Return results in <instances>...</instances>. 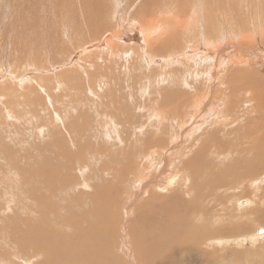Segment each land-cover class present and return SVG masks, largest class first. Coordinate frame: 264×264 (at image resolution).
Instances as JSON below:
<instances>
[{"label":"rangeland","instance_id":"rangeland-1","mask_svg":"<svg viewBox=\"0 0 264 264\" xmlns=\"http://www.w3.org/2000/svg\"><path fill=\"white\" fill-rule=\"evenodd\" d=\"M149 1L91 0L87 24L81 0H0V95L8 92L10 102L0 100V152L13 145L9 157L20 164L14 175H0L11 181V188L0 182V264H47L49 257L55 264H264V233L256 234L264 228V147L257 145L264 142V104L256 98L259 107L250 108L258 118L238 115L251 92L264 94V80L257 82L264 69L252 62L264 47V0H208L205 7V0H169L170 11L147 14L140 8ZM175 14L229 45L210 61L215 82L196 76L205 68L188 48L177 51L182 63L171 54L169 67L156 56L110 54L114 47L131 51L137 40L130 35L147 18ZM248 31L256 47L241 40ZM185 34L179 45L197 38ZM228 57L236 65L248 58L250 68L238 66L227 78ZM184 71L193 72L189 86ZM164 73L170 82H157Z\"/></svg>","mask_w":264,"mask_h":264},{"label":"bare ground","instance_id":"bare-ground-1","mask_svg":"<svg viewBox=\"0 0 264 264\" xmlns=\"http://www.w3.org/2000/svg\"><path fill=\"white\" fill-rule=\"evenodd\" d=\"M83 3L81 4V5H79V8H80V10H81V15H82V17H83V19L86 17V15H88L87 13H89V11L91 10V9H93V8H91V5H89V2L91 1V0H81ZM141 1V0H140ZM151 1V0H150ZM148 2V5L147 4H145V5H147V7L146 8H140V10H142V11H144L145 13H147L148 14V12H150L151 13V11H153L154 10V8L156 9V10H160V9H162V10H165V11H170L171 9L169 8V6L170 5H172L173 6V4H170L171 2L169 1V0H166V2L165 1H158V2ZM206 1V2H205ZM204 1V3H203V6H201V7H205V3H207L208 2V0H205ZM216 0H214V2H215ZM223 1V0H222ZM226 1V0H225ZM115 2V1H114ZM182 2V1H181ZM186 1H184V3H185ZM188 2V1H187ZM187 2H186V4H187ZM221 2V1H220ZM219 2V3H220ZM42 3V2H41ZM78 3V2H77ZM146 3V2H145ZM230 3V2H229ZM217 4V3H216ZM231 4V3H230ZM237 4V3H236ZM261 4V3H260ZM18 5V4H17ZM20 5V4H19ZM50 5V4H49ZM130 5V4H129ZM200 5V4H199ZM198 5V6H199ZM122 6V5H121ZM38 7V6H37ZM171 7V6H170ZM176 7V6H175ZM181 8V7H180ZM194 8H197V5H196V7H194ZM29 9V8H28ZM174 9V8H173ZM187 9V8H186ZM189 9V8H188ZM192 9V8H191ZM7 10V9H6ZM31 10V9H30ZM32 10H34V9H32ZM31 10V11H32ZM73 10V9H72ZM71 10V11H72ZM95 10V9H94ZM161 10V13L163 12ZM185 10V9H184ZM193 10V9H192ZM20 11V10H19ZM98 11V10H97ZM141 11V12H142ZM157 11V12H158ZM183 11V10H182ZM181 11V12H182ZM187 11V10H186ZM249 11V10H248ZM68 12V11H67ZM79 12V9L76 11V10H74V14H76V13H78ZM155 12V11H154ZM184 12V11H183ZM200 12V11H199ZM70 13V12H69ZM92 13H93V11H92ZM123 13V12H122ZM156 13V12H155ZM159 13H160V11H159ZM160 13V14H161ZM171 14H172V12H170ZM19 14H20V12H19ZM73 14V13H72ZM78 14H80V13H78ZM164 14V13H163ZM162 14V15H163ZM165 14H167V16L168 15H170V14H168L167 12H165ZM195 14H196V12H195ZM9 15V14H8ZM203 15V14H202ZM80 16V15H79ZM142 16V15H141ZM166 16V15H165ZM182 17L180 14H175V16L174 15H172V17H165V18H167V19H165V18H163V17H157V18H151V19H149V18H145L146 20H144L145 22H142V23H140L142 26V28L140 29V30H138V31H134L131 35H130V37H132V38H134L135 39V41L137 40V45L135 46V47H132V49H131V51L129 50L128 52H121L119 49H116L115 47H114V50H112V51H110L109 50V52H111L110 54L112 55V56H120L121 58H123L122 57V55L124 56H126L127 54H129L130 52H131V54L133 55L134 54V56H135V54H138V56H140V53L141 54H145L146 55V57H150V58H152V59H155V56H156V60H158L159 62H162L163 64H166L168 67H169V65L171 64V63H173V61L175 60V58H171V54H173V53H178L179 52V50L181 49V47H182V50L181 51H183V49L186 51L187 50V48H188V51L186 52L187 54H192V56H195L194 57V59L196 60V58H197V66L199 67V65H200V68H203V66H204V68H205V70H199L198 68V70H197V73H195L196 74V76L197 77H201V76H204V75H207V76H209V81L211 82H215L216 81V74L214 73V65L212 64L211 66L209 65L210 64V61H212V60H218L219 59V57H220V55L223 53L224 54V52H226V50H228L230 47H229V45L227 44V46H226V43L225 44H223V46H221V44H220V39H218V38H215V36H212V33H211V35H210V32L208 31V30H206V31H204L202 28H200V29H198V30H195V31H192L191 29L192 28H195L193 25H194V21L192 20V18H186V19H181L180 17ZM200 16V15H199ZM64 17V16H63ZM263 17V16H262ZM73 18H75V17H73ZM72 18V19H73ZM77 18V17H76ZM94 18V17H93ZM211 18H212V16H211ZM264 18V17H263ZM59 19V18H58ZM62 19V18H61ZM78 19H80V18H78ZM82 19V20H83ZM91 19L92 18H90V16H88V18H85L84 20L86 21V23L87 24H89L90 22H91ZM201 19V18H200ZM260 19V18H259ZM69 20V19H68ZM73 20H75V19H73ZM81 20V21H82ZM206 20V19H205ZM65 21V20H64ZM67 21V20H66ZM72 21V20H71ZM93 21H94V19H93ZM139 21V20H138ZM23 22V21H22ZM27 22V21H26ZM62 22V21H61ZM75 22H78V21H75ZM24 23V22H23ZM65 23V22H64ZM133 23H134V21H133ZM263 23H264V19H263ZM32 24V23H31ZM73 23H71L70 25L71 26H74V24L72 25ZM82 24V23H81ZM98 24V23H97ZM132 24V23H131ZM136 24H138V22L136 21ZM197 24V23H196ZM27 25H28V23H27ZM69 25V24H68ZM139 25V24H138ZM245 25V24H244ZM70 26V28H72ZM79 26V25H78ZM84 26H85V24H84ZM93 26V25H92ZM238 26L239 27H243V23L242 24H239L238 23ZM56 27V26H55ZM91 27V26H90ZM135 27V26H134ZM135 28H137V27H135ZM140 28V27H139ZM34 29V28H33ZM26 30V29H25ZM37 30V29H36ZM182 32H184V33H186L187 34V32H190V34L191 33H193V35L194 36H196L197 38H192L193 39V42L191 43V44H189L188 46H183V45H179V44H181V43H179V38H181V37H183L182 35L184 34V33H182ZM214 32V31H213ZM28 33V32H27ZM116 33V32H115ZM244 33V37L246 38V39H241V40H244V41H248V43H249V46L250 47H256L258 44L257 43H255V37L252 35V33L250 32V31H248V32H243ZM108 34V33H107ZM118 34H120V33H118ZM185 34V35H186ZM189 34V35H190ZM203 34V35H202ZM240 34V33H239ZM260 36H262V41H264V25L262 24V26H261V31H260ZM23 35V34H22ZM27 35V34H26ZM184 35V36H185ZM104 36V35H103ZM110 36L111 35H107V37H106V39H108V41H110ZM191 36V35H190ZM241 36V35H240ZM20 37V36H19ZM188 37V36H187ZM186 37V38H187ZM23 38V37H22ZM227 38V37H226ZM241 38V37H240ZM261 38V37H260ZM19 39V38H18ZM21 39V38H20ZM115 39V38H114ZM187 39H190V38H187ZM186 39V40H187ZM192 39H190L191 41H192ZM203 39V40H202ZM132 40V39H131ZM185 40V38H184V42L183 43H185V42H187ZM232 40H233V38H232ZM107 41V42H108ZM196 41V43H195V45H193L194 44V42ZM107 42H105L104 40L102 41V43H105V45H107L108 43ZM188 42H189V40H188ZM101 43V44H102ZM134 43H136V42H134ZM179 43V44H178ZM243 43V42H242ZM115 44V43H114ZM99 45V44H98ZM18 46V45H17ZM263 46V45H262ZM30 47V46H29ZM111 47V46H110ZM175 47V49L174 50H176V51H172V48H174ZM229 47V48H228ZM134 48V49H133ZM235 48V47H234ZM262 49L261 50H259L260 51V54H262V55H259V54H255V56L253 57V59H252V62L254 61V65H255V70H258V69H264V47H261ZM258 50H256V52L258 51ZM80 52L79 53H84V52H86L87 51V49L86 48H83V50H79ZM123 51V50H122ZM178 51V52H177ZM180 51V53H178V54H176V59H180L181 57V54H182V52ZM77 52V51H76ZM232 52V51H231ZM77 55H78V52L76 53ZM187 54H185V55H187ZM230 54V53H229ZM237 55H238V53H236ZM244 54V53H243ZM248 54V53H247ZM131 55V56H132ZM235 55V54H234ZM245 55V54H244ZM253 55V54H252ZM133 56V57H134ZM192 56H190L189 58L190 59H192ZM197 56V57H196ZM130 57V56H129ZM118 58V57H117ZM211 58V59H210ZM221 58V57H220ZM229 58V57H228ZM242 58H244L243 56H242ZM79 59V58H78ZM124 59V58H123ZM239 59V58H238ZM248 59V58H247ZM247 59H242V60H240V62L236 65L232 60H230V58L229 59H227V61L228 62H226L227 63V65H228V71L226 72V74H227V78H228V75H230V76H232V75H236V74H238V72L236 71V69L235 68H239L238 66H245V65H249L248 67L250 68V64H248V62H247ZM77 60V59H76ZM97 60V59H96ZM147 60H150L149 58H147ZM194 60V61H195ZM128 62V61H127ZM183 62V60L182 59H180L179 60V62L178 63H182ZM116 64V63H115ZM161 64V63H160ZM175 64V63H174ZM32 65V64H31ZM127 65V63L125 64V66ZM220 65V63H218V62H216V67L217 66H219ZM117 67V66H116ZM161 67V66H160ZM247 67V66H246ZM127 68V67H126ZM163 68H165V67H163ZM114 69V68H113ZM194 69V68H193ZM219 69V68H218ZM232 69L234 70V72H233V74H232ZM103 70V69H102ZM130 70V69H129ZM166 70V69H165ZM153 71V70H152ZM216 71V70H215ZM259 71V70H258ZM181 72V71H180ZM182 73V72H181ZM151 74V73H150ZM193 72L192 71H184L183 72V75H182V82L186 85V86H189V84H188V82H187V80L186 79H188V75L190 76V77H192L193 75ZM22 76V75H21ZM150 76V75H149ZM160 76V75H159ZM172 76H174V75H172ZM229 76V77H230ZM154 77V76H153ZM149 78V77H148ZM164 78V79H163ZM170 78H171V74L169 73V74H166V73H164V74H161V77L159 78V81H158V79H157V82H165V83H167L166 81H169L170 80ZM8 79H9V77H8ZM11 79V78H10ZM220 79V78H219ZM222 79V78H221ZM258 79H260V80H257V82L258 81H261V80H264V77H260V78H258ZM225 80V79H224ZM228 80V79H227ZM223 81V80H222ZM170 82V81H169ZM8 83V82H7ZM153 83V82H152ZM207 83V82H206ZM12 84V83H11ZM11 84H9V86L11 85ZM149 84V83H148ZM147 84V85H148ZM163 84V83H162ZM170 84V83H169ZM209 84V83H208ZM215 84V83H214ZM220 84H222V82H220ZM13 85V84H12ZM58 85V84H57ZM152 85V84H151ZM166 85V84H165ZM164 85V86H165ZM168 85V84H167ZM198 85V84H197ZM6 86H8V85H6ZM208 86V85H207ZM213 86V85H212ZM148 87V86H147ZM209 87V86H208ZM218 87V86H217ZM258 87H260V88H262V89H264V85H259ZM161 88V87H160ZM164 88V87H163ZM152 89H153V87H152ZM206 89V88H205ZM216 89V88H215ZM214 90V89H213ZM221 90V89H220ZM230 90V89H229ZM237 90V89H236ZM225 91V90H224ZM243 92V91H242ZM212 93V92H211ZM210 93V94H211ZM220 93V92H219ZM222 93V92H221ZM199 94V93H198ZM202 94H204V93H202ZM215 94V93H214ZM213 94V95H214ZM209 95V94H208ZM248 95V94H247ZM203 96V95H202ZM215 96V95H214ZM217 96V95H216ZM3 98V100L6 102V104L7 103H10V102H8V92H4V94H1L0 95V100ZM27 98V97H26ZM206 98V97H205ZM209 98H210V96H209ZM256 98H259V100H260V104L261 105H263L264 104V94H255V93H253V92H251V94L250 95H248V97L246 98V101H244V104L241 106V108H239L238 109V115L240 116V118H245V119H248L249 117H251V118H258L259 117V115L258 114H255V116L254 117H252L253 116V114H254V112L255 111H253V110H251L250 108L253 106V102L255 103V108L257 109L259 106H258V103L257 102H255L256 101ZM145 99V98H144ZM198 99V98H197ZM196 99V100H197ZM204 99V98H203ZM216 99V98H215ZM3 100L1 101V102H3ZM150 100V99H149ZM205 100V99H204ZM210 100V99H209ZM211 100H213L212 99V97H211ZM198 101V100H197ZM145 102V101H144ZM211 102V101H210ZM213 102H214V100H213ZM212 102V103H213ZM219 102H221V101H219ZM149 103V102H148ZM198 103H201V102H198ZM198 103H197V105H198ZM21 104V103H20ZM135 104V103H134ZM220 104V103H219ZM248 104V105H247ZM251 104V105H250ZM11 105V104H10ZM204 105H205V103H204ZM211 105V104H210ZM214 105H216V104H214ZM27 106V105H26ZM221 106H222V104H221ZM224 106V105H223ZM212 107H215V106H212ZM228 107V106H227ZM220 108H222V107H220ZM223 108H225V107H223ZM4 109V108H3ZM142 109V108H141ZM218 109V108H217ZM13 110V109H12ZM151 110H153V109H151ZM201 110V109H200ZM224 109H222V111H223ZM243 111V112H242ZM249 111V112H248ZM196 112V111H195ZM214 112H215V110H214ZM224 112V111H223ZM227 112V111H226ZM6 113H7V111H6ZM9 113V112H8ZM7 113V117L8 118H14V120H16V118H17V116H16V114L14 115V113H12V112H10L9 114ZM23 113V112H22ZM201 113V112H200ZM216 113H217V111H216ZM221 113V112H220ZM225 113V112H224ZM2 114V113H1ZM229 114V113H228ZM202 115V114H201ZM220 115V114H219ZM219 115L217 116L218 117V119H219ZM225 115V114H224ZM1 116V115H0ZM179 116V115H178ZM222 116V115H221ZM58 117V116H57ZM60 117V116H59ZM125 117V116H124ZM131 117V116H130ZM152 117H155L154 116V114H151L150 115V119L152 118ZM18 118H20L19 116H18ZM161 118V117H160ZM222 118H223V116H222ZM231 118V117H230ZM232 118H233V116H232ZM235 118V117H234ZM4 119V118H3ZM153 119V118H152ZM151 119V120H152ZM164 119V118H163ZM200 119V118H199ZM226 119H228V118H226ZM225 119V120H226ZM236 119V118H235ZM235 119H234V121H235ZM244 119V120H245ZM8 120V119H7ZM19 120V119H18ZM132 120V119H131ZM170 120V119H169ZM168 120V121H169ZM172 120V119H171ZM215 120V119H214ZM229 120V119H228ZM243 120V121H244ZM126 121V120H125ZM189 121V120H188ZM195 121V120H194ZM213 121V120H212ZM217 121H219V120H217ZM223 121V120H222ZM233 121V120H232ZM231 121V122H232ZM234 121H233V123H234ZM237 121V120H236ZM2 122V121H1ZM4 122H6V121H4ZM173 122V121H172ZM178 122V121H177ZM190 122V121H189ZM197 122V121H196ZM203 122H204V120H203ZM223 122H225V121H223ZM230 122V121H229ZM239 122V124H240V120L238 121ZM38 123V122H37ZM113 123V122H112ZM179 123V122H178ZM216 123V122H215ZM215 123H214V125H215ZM218 123V122H217ZM220 123V122H219ZM226 123V122H225ZM260 123H262V122H260ZM8 124V123H7ZM58 124V123H57ZM193 124V123H192ZM199 124V123H198ZM209 124V123H208ZM228 124V123H227ZM239 124H237V125H239ZM254 124V123H253ZM173 125V124H172ZM205 125V124H204ZM230 125V124H229ZM231 125H232V123H231ZM234 125V124H233ZM242 125V124H241ZM252 125V124H251ZM100 126V125H99ZM175 126V125H174ZM183 126V125H182ZM207 126V125H206ZM210 126V125H209ZM192 127V126H191ZM195 127H196V125H195ZM199 127V126H198ZM201 127V126H200ZM211 127V126H210ZM215 127V126H214ZM213 126H212V128H214ZM252 127V126H251ZM255 127V126H254ZM264 127V126H263ZM262 127V128H263ZM160 128V127H159ZM176 128V127H175ZM186 128V127H185ZM205 128V127H204ZM224 128V127H223ZM229 128V127H228ZM234 128V127H233ZM199 129V128H198ZM264 129V128H263ZM251 130V129H250ZM250 130H248V134H252L253 133V131L251 132ZM108 131V130H107ZM157 131V130H156ZM230 131V130H229ZM177 132V131H176ZM187 132V131H186ZM185 132V133H186ZM235 132V131H234ZM238 132V131H237ZM240 132V131H239ZM60 133V132H59ZM206 133H207V131H206ZM231 133V132H230ZM240 133H243L244 134V130L243 131H241ZM240 133H238L239 135L238 136H240L241 135V137H242V134H240ZM119 134V133H118ZM171 134V133H170ZM233 134V133H232ZM236 134V132L233 134V135H235ZM246 134V133H245ZM258 134V133H257ZM159 135V134H158ZM176 135V134H175ZM214 135V137H215V134H213ZM123 136V135H122ZM173 136L174 135H172V138H173ZM244 136V135H243ZM7 137V136H6ZM170 137V136H169ZM176 137V136H175ZM181 137H182V135H181ZM249 137V136H248ZM20 138V137H19ZM119 138V137H118ZM256 138V137H255ZM10 139V138H9ZM17 139V138H16ZM121 139V138H120ZM123 139H124V137H123ZM128 139V138H127ZM6 140V139H5ZM18 140V139H17ZM122 140V139H121ZM181 140H183V139H181ZM249 139L247 138V140H245V141H248ZM3 141V140H2ZM19 141V140H18ZM193 141V140H192ZM195 142L197 141L196 139L194 140ZM233 141V140H232ZM252 141V140H251ZM24 142H25V140H24ZM153 142V141H152ZM159 142H160V140H159ZM165 142V141H164ZM172 142V141H171ZM177 142V141H176ZM230 142V141H229ZM233 142H237V140L236 141H233ZM21 143V142H20ZM125 143V142H124ZM183 143V142H182ZM239 143V142H238ZM240 143H243V142H240ZM247 143V142H246ZM161 144H162V142H161ZM164 144V143H163ZM196 144V143H195ZM225 144V143H224ZM227 144H229V143H227ZM243 144H245V143H243ZM252 144V143H251ZM255 144V143H254ZM21 145V144H20ZM23 145V144H22ZM166 145H168V144H166ZM171 145V144H170ZM182 145V144H181ZM256 145V144H255ZM255 145H254V147H255ZM257 145H260V147H264V142H259V143H257ZM5 146V145H4ZM203 146V145H202ZM222 146V145H221ZM7 147V146H6ZM162 147H163V145H162ZM167 147V146H166ZM178 147H180V146H178ZM220 147V146H219ZM219 147L217 148V149H219ZM224 147V146H223ZM22 148H24V147H22ZM136 148V147H135ZM172 148V147H171ZM200 148V147H199ZM220 148H222V147H220ZM230 148V147H229ZM256 148V147H255ZM0 149H1V147H0ZM2 149H4V150H1V152H0V164L2 165V167L3 168H1L0 169V175H2V176H9L10 174H12V175H14L17 171H18V168H19V166H20V164L18 163V161L16 160V158H11V157H9V156H11L12 154V152H10L12 149H13V145H11L10 144V146L8 147V148H2ZM11 149V150H10ZM165 149V148H164ZM182 149H183V147H182ZM208 149V148H207ZM214 150H215V147L213 148ZM235 149V148H234ZM264 149V148H263ZM17 150V149H16ZM166 150V149H165ZM184 150V149H183ZM199 150V149H198ZM230 150V149H229ZM229 150H225V152L226 151H229ZM232 150H233V148H232ZM247 150V149H246ZM167 151V150H166ZM170 151H172V150H169V152ZM204 151H205V148H204ZM218 151L219 150H215V152H213V154L214 153H217L218 154ZM237 151V150H236ZM245 151V150H244ZM20 152V151H19ZM187 152V151H186ZM223 152H224V150H223ZM238 152V151H237ZM239 152H240V150H239ZM131 153V152H130ZM168 153V152H167ZM182 153V152H181ZM210 153V152H209ZM221 153V152H220ZM11 154V155H10ZM14 154H16L15 152H14ZM23 154V153H22ZM45 154V153H44ZM127 154V153H126ZM151 154V153H150ZM211 154V153H210ZM222 154V153H221ZM229 154V153H228ZM263 154H264V152H263ZM23 155H25V154H23ZM144 155V154H143ZM152 155V154H151ZM219 155V154H218ZM218 155H216L217 157H218ZM223 155H225V154H223ZM4 156V157H3ZM14 156V155H13ZM125 156V155H124ZM215 156V155H214ZM220 156V155H219ZM222 156V155H221ZM228 156V155H227ZM230 156V155H229ZM239 156V155H238ZM129 158V157H128ZM159 158V157H158ZM165 158V157H164ZM25 159V158H24ZM137 159V158H136ZM231 159H233L232 157H231ZM231 159H229V160H231ZM214 160V159H213ZM28 161H30V160H28ZM219 162H220V160H218ZM225 161V160H224ZM223 161V162H224ZM202 162H203V160H202ZM201 162V163H202ZM215 162L217 163V161L215 160ZM230 162V161H229ZM222 163V162H221ZM23 164V163H22ZM21 164V165H22ZM155 164V163H154ZM26 165V164H25ZM24 164H23V166H25ZM219 165V164H218ZM227 165V164H226ZM33 165H30V167H32ZM204 166V165H203ZM222 166V165H221ZM38 167V166H37ZM33 168H34V166H33ZM213 168V167H212ZM222 168V167H221ZM36 169V168H35ZM43 170V169H42ZM79 170V169H78ZM186 170H189V169H186ZM191 170V169H190ZM39 171V170H38ZM63 171V170H62ZM206 171V170H205ZM215 170H213V172H214ZM224 171V170H223ZM20 172V171H19ZM26 172V171H25ZM31 172V171H30ZM207 172V171H206ZM19 174V173H18ZM23 174V173H22ZM74 175H75V173H73ZM72 174V175H73ZM199 174V173H198ZM210 174H212V171L210 172ZM215 174V173H214ZM213 174V175H214ZM23 175H25V174H23ZM32 175V174H31ZM71 175V174H70ZM79 175V174H78ZM142 175V174H141ZM178 176H180V175H178ZM177 176V177H178ZM185 176V175H184ZM195 176V175H194ZM210 176V175H209ZM215 176V175H214ZM242 176H243V179L242 180H244V181H246L247 183L248 182H250V180H246L245 179V176H246V174L244 173L243 174V172H242V174H238V177H241L242 178ZM261 176V175H260ZM21 177H22V175H21ZM79 177V176H78ZM176 177V178H177ZM257 177H259V176H256V178ZM34 178V177H33ZM184 178V177H183ZM206 178V177H205ZM17 179V178H16ZM25 179V178H24ZM190 180V178L186 175L185 176V178H184V180ZM210 179V178H209ZM222 179V178H221ZM28 180V179H27ZM39 180H41V179H39ZM84 180H86V179H84ZM177 179H175V178H173V182H175ZM193 180V179H192ZM212 180V179H211ZM214 180V179H213ZM241 180V179H240ZM239 180V181H240ZM260 180V179H259ZM17 181V180H16ZM19 181V180H18ZM181 181H183V180H181ZM0 182H1V184L4 186V187H9L10 185H11V181H9L7 178H3V177H0ZM21 182H22V180H21ZM178 182V181H177ZM241 183H242V181H241ZM21 184H23V183H21ZM25 184V183H24ZM183 184H184V182H183ZM90 185V184H89ZM143 185V184H142ZM165 185V184H164ZM163 185V186H164ZM1 186V185H0ZM15 186V185H14ZM146 186V185H145ZM174 186V185H173ZM244 186H246V184L244 185ZM39 187V186H38ZM172 187V186H171ZM236 185L235 184H233V185H231L230 187H229V189H236ZM250 187V186H249ZM9 188H11V187H9ZM110 188V187H109ZM261 187H258V189H256L257 191L260 189ZM3 190V189H2ZM14 190V189H13ZM95 190V189H94ZM202 190V189H201ZM246 190H248V187H246ZM5 191H7V190H5ZM156 193V192H155ZM53 194V193H52ZM68 194V193H67ZM29 195V194H28ZM51 195V194H50ZM95 196V195H94ZM155 196V195H154ZM32 197V196H31ZM36 197V196H35ZM88 197V196H87ZM132 197V196H131ZM55 198V197H54ZM197 198H198V196H197ZM43 199V198H42ZM149 199V198H148ZM260 199L262 200V202H264V199L262 198V196H260ZM92 200V199H91ZM130 200V199H129ZM261 200H260V202H261ZM3 201V200H2ZM44 201V200H43ZM12 202H15V201H12ZM13 204V203H12ZM31 204V203H30ZM132 204H134V203H132ZM49 205V204H48ZM47 205V206H48ZM17 206V205H16ZM32 206V205H31ZM31 206H28V210H30L29 208L31 207ZM131 206V205H130ZM54 207V206H53ZM105 207V206H104ZM47 208V207H46ZM208 208V207H207ZM215 208V207H214ZM217 208V207H216ZM32 209V208H31ZM100 209V208H99ZM98 209V210H99ZM105 209V208H104ZM135 209V208H134ZM97 210V211H98ZM31 211V210H30ZM59 211V210H58ZM94 211H96V210H94ZM208 212V211H207ZM134 213V212H133ZM194 213V212H193ZM223 213V212H222ZM53 214V213H52ZM87 214V213H86ZM136 214V213H135ZM204 214V213H203ZM235 214V213H234ZM197 215V214H196ZM212 215V214H211ZM216 215V214H215ZM224 215V214H223ZM241 215V214H240ZM239 215V216H240ZM5 216V215H4ZM94 216V215H93ZM139 216V215H138ZM137 216V217H138ZM206 216V215H205ZM208 216V215H207ZM53 217V216H52ZM61 217V216H60ZM20 218V217H19ZM201 218V217H200ZM191 219V218H190ZM221 219V218H220ZM28 220V219H27ZM124 220V219H123ZM175 220V219H174ZM191 220H193V219H191ZM196 220V219H195ZM211 220V219H210ZM260 220V219H259ZM204 221V220H203ZM209 221V220H208ZM261 221V220H260ZM47 223V222H46ZM9 224V223H8ZM19 224V223H18ZM29 224V223H28ZM37 223H35V225H36ZM219 225V224H218ZM31 227V229H32V226H30ZM34 227V226H33ZM136 227V226H135ZM35 228V229H34ZM33 229L34 230H36L38 227L37 226H35ZM41 228V227H40ZM90 228V227H89ZM97 228V227H96ZM123 228V227H122ZM195 228V227H194ZM228 228V227H227ZM260 229V230H259ZM15 230V229H14ZM50 230V229H49ZM60 230V229H59ZM58 230V231H59ZM100 230V229H99ZM259 230V231H258ZM38 231V230H37ZM36 231V232H37ZM46 231H47V229H46ZM91 231V230H90ZM229 231H230V229H229ZM57 232V231H56ZM100 232V231H99ZM42 234H44L43 232H41ZM55 233V232H54ZM231 233V232H230ZM264 233V228H258L257 229V231H256V234H263ZM36 234V233H35ZM52 234V233H51ZM61 234H62V232H61ZM116 234V233H115ZM45 235V234H44ZM43 235V236H44ZM64 235H65V233H64ZM193 235V234H192ZM212 235V234H211ZM214 235V234H213ZM237 236H238V234H237ZM20 237V236H19ZM39 237V236H38ZM110 237V236H109ZM189 237V236H188ZM194 237V236H193ZM36 238V237H35ZM46 237L44 236V238H40L39 240H40V243H41V241H47V239H45ZM130 238V237H129ZM196 238V237H195ZM220 238V237H219ZM10 239V238H9ZM91 239V238H90ZM133 239V238H132ZM38 240V239H37ZM214 240V239H213ZM222 240V239H221ZM135 241V240H134ZM37 242H39V241H36V243ZM136 242H137V240H136ZM9 243V242H8ZM7 243V244H8ZM129 243V242H128ZM134 243V242H133ZM153 243V242H152ZM49 244V243H48ZM149 244V243H148ZM241 244V243H240ZM40 245V244H39ZM149 246V245H148ZM156 246V245H155ZM134 247V246H133ZM153 247V246H152ZM35 248V247H34ZM57 248H58V246H57ZM110 248H112V247H110ZM170 248V247H169ZM166 249V248H165ZM168 249V248H167ZM171 249V248H170ZM16 251V250H15ZM50 251V250H49ZM82 251L83 250H81V253H82ZM163 251V250H162ZM19 252V251H18ZM75 252V251H74ZM44 253V252H43ZM49 253H51V252H49ZM87 253V252H86ZM85 253V254H86ZM107 253V252H106ZM172 253V252H171ZM39 254H40V252H39ZM42 254V253H41ZM48 254V253H47ZM46 253H45V255H47ZM53 254V253H52ZM44 255V256H45ZM61 255V254H60ZM170 255V254H169ZM4 256H5V253H4ZM6 256H7V254H6ZM68 256H70L71 257V255H68ZM37 257V256H36ZM39 257V256H38ZM264 257V256H263ZM27 258V257H26ZM52 258V257H51ZM50 257L49 258H47V264H55V262L51 259ZM82 259V258H81ZM147 259V258H146ZM158 259V258H157ZM2 260V259H1ZM9 260V259H8ZM58 260V259H57ZM61 260V259H60ZM159 260V259H158ZM33 261V260H32ZM41 261V260H40ZM64 261V260H63ZM79 261V260H78ZM174 261V262H173ZM173 263H176L175 262V259H173ZM33 262H35V261H33ZM65 262V261H64ZM88 262V261H87ZM158 262V261H157ZM14 263H16V262H14ZM71 263V262H70ZM159 263V262H158ZM164 263V262H163ZM210 263V262H209ZM43 264V263H42ZM77 264V263H76ZM99 264V263H98ZM115 264V263H114Z\"/></svg>","mask_w":264,"mask_h":264}]
</instances>
